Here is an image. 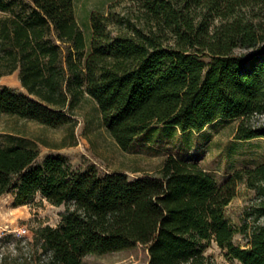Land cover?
<instances>
[{
	"label": "trees",
	"instance_id": "16d2710c",
	"mask_svg": "<svg viewBox=\"0 0 264 264\" xmlns=\"http://www.w3.org/2000/svg\"><path fill=\"white\" fill-rule=\"evenodd\" d=\"M129 2L123 12L91 14L87 50L73 0H0V78L17 71L25 90L0 86V113L58 127L73 123L88 96L122 150L158 129L200 132L218 120H239L235 140L264 139L256 118L264 114V0ZM38 156L0 147V196L18 206L39 194L64 206L56 226L33 231L29 259L13 264H85L86 255L137 245L148 264H213L204 254L211 242L231 261L264 264V225L245 223L242 246L225 213L244 183L260 197L247 216H264V162L217 184L173 155L136 178Z\"/></svg>",
	"mask_w": 264,
	"mask_h": 264
},
{
	"label": "rangeland",
	"instance_id": "374dc122",
	"mask_svg": "<svg viewBox=\"0 0 264 264\" xmlns=\"http://www.w3.org/2000/svg\"><path fill=\"white\" fill-rule=\"evenodd\" d=\"M75 19L88 44L91 37V14L94 12H123L129 0H73ZM0 86H8L24 92L18 72L0 78ZM74 121L58 127H49L35 121L0 113V147H28L39 151L37 163L48 154H62L73 167H85L93 163L102 172H124L129 178L155 175L164 160L173 155L197 162L212 175L217 184L225 181L235 170L254 167L264 162V139L238 141L234 139L238 119L218 120L202 131L169 133L160 129L138 138L127 150H122L102 126L95 102L85 96L74 110ZM264 121V114L256 117ZM255 190L239 183L235 197L227 205L225 213L235 229V243L244 246L242 226L254 223L264 225V216L256 220V214L247 216L259 201ZM64 206H54L37 194L28 203L14 206L10 194L0 196V264H13L14 259L31 253L29 242L39 226H56ZM258 221V222H257ZM25 230V232H22ZM17 245L20 249L17 248ZM213 264H239L231 261L215 242L205 249ZM23 255V256H19ZM6 259V260H5ZM148 250L142 245L83 257L85 264H148Z\"/></svg>",
	"mask_w": 264,
	"mask_h": 264
},
{
	"label": "built area",
	"instance_id": "2783aa9c",
	"mask_svg": "<svg viewBox=\"0 0 264 264\" xmlns=\"http://www.w3.org/2000/svg\"><path fill=\"white\" fill-rule=\"evenodd\" d=\"M22 232H25V230H22Z\"/></svg>",
	"mask_w": 264,
	"mask_h": 264
}]
</instances>
